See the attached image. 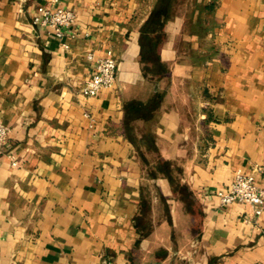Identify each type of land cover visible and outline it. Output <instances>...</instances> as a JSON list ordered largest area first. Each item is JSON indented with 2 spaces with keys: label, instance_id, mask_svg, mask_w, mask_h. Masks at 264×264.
<instances>
[{
  "label": "crops",
  "instance_id": "1",
  "mask_svg": "<svg viewBox=\"0 0 264 264\" xmlns=\"http://www.w3.org/2000/svg\"><path fill=\"white\" fill-rule=\"evenodd\" d=\"M0 121V264H264V0H0Z\"/></svg>",
  "mask_w": 264,
  "mask_h": 264
},
{
  "label": "built area",
  "instance_id": "2",
  "mask_svg": "<svg viewBox=\"0 0 264 264\" xmlns=\"http://www.w3.org/2000/svg\"><path fill=\"white\" fill-rule=\"evenodd\" d=\"M35 21L46 25L57 36L62 37V29L70 27L76 20V14L69 8L63 6H41ZM64 49L69 45L61 44ZM87 56L95 65L91 75L85 80L81 93L86 97L97 95L103 88L112 87L115 84L118 62L111 50H107L102 56H94L88 52ZM10 128L0 121V156L3 154V148L8 140ZM11 164L17 166L19 160L11 158ZM264 168L259 165L254 166V172L236 173L231 182L219 193L220 200L223 204L242 203L249 204L256 215L264 212V179L257 183L255 172H262ZM107 264H116L108 261Z\"/></svg>",
  "mask_w": 264,
  "mask_h": 264
}]
</instances>
